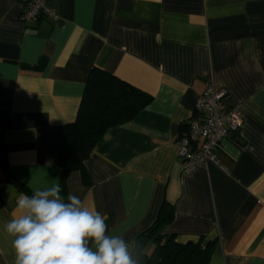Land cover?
<instances>
[{"label":"crops","instance_id":"0c3cea01","mask_svg":"<svg viewBox=\"0 0 264 264\" xmlns=\"http://www.w3.org/2000/svg\"><path fill=\"white\" fill-rule=\"evenodd\" d=\"M56 20L24 24L0 0V264H14L4 224L21 193L59 184V143L88 72L98 67L151 96L105 130L66 192L135 238L173 206L162 234L213 243L208 264H264V0H46ZM208 83L240 104L243 121L215 161L184 173L176 141ZM22 187V189H21Z\"/></svg>","mask_w":264,"mask_h":264},{"label":"trees","instance_id":"16d2710c","mask_svg":"<svg viewBox=\"0 0 264 264\" xmlns=\"http://www.w3.org/2000/svg\"><path fill=\"white\" fill-rule=\"evenodd\" d=\"M151 96L114 74L98 67L88 72L76 116L66 123L64 138L59 143V185L67 196L65 179L79 171L88 184L84 161L96 141L111 126L129 121L146 106ZM9 124V113L0 110V132ZM4 159L0 157V167ZM22 189V187H21ZM173 219V206L164 201L153 224L134 240L139 264H208L213 243L201 240L179 242L174 234H162L161 228Z\"/></svg>","mask_w":264,"mask_h":264},{"label":"clouds","instance_id":"9594fccd","mask_svg":"<svg viewBox=\"0 0 264 264\" xmlns=\"http://www.w3.org/2000/svg\"><path fill=\"white\" fill-rule=\"evenodd\" d=\"M61 186L21 193L4 224L14 264H139L131 242L110 234L106 217Z\"/></svg>","mask_w":264,"mask_h":264},{"label":"built area","instance_id":"2783aa9c","mask_svg":"<svg viewBox=\"0 0 264 264\" xmlns=\"http://www.w3.org/2000/svg\"><path fill=\"white\" fill-rule=\"evenodd\" d=\"M19 19L24 24L35 23L43 17L56 20L54 9L46 0H19ZM229 93L224 87L208 83L194 104V116L186 132L176 141L177 158L184 173L208 161H215V150L223 138L236 133L243 121L240 104H226ZM1 171V167H0Z\"/></svg>","mask_w":264,"mask_h":264}]
</instances>
